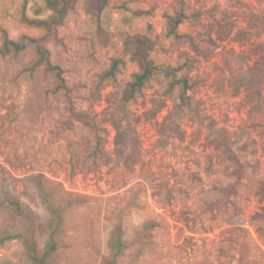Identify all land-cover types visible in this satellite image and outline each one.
<instances>
[{
    "label": "rangeland",
    "instance_id": "obj_1",
    "mask_svg": "<svg viewBox=\"0 0 264 264\" xmlns=\"http://www.w3.org/2000/svg\"><path fill=\"white\" fill-rule=\"evenodd\" d=\"M85 3L46 30L23 19L50 16L45 0H0V46L4 34L35 38L68 89L35 64V43L0 56V264H30L27 224L4 193L37 215L39 250L49 238L39 175L58 189L56 205L80 199L63 214L51 264H104L118 223L127 248L115 264H264V84L258 103L243 84L262 57L264 0H108L96 18ZM180 8L198 13L179 30L201 52L164 34V13ZM127 34L155 41V65H181L187 99L161 70L123 99L140 68L124 52ZM115 57L124 63L100 80ZM221 129L228 142L216 147Z\"/></svg>",
    "mask_w": 264,
    "mask_h": 264
},
{
    "label": "trees",
    "instance_id": "obj_2",
    "mask_svg": "<svg viewBox=\"0 0 264 264\" xmlns=\"http://www.w3.org/2000/svg\"><path fill=\"white\" fill-rule=\"evenodd\" d=\"M29 0H24L27 2ZM78 0H45L46 7L51 11V15L43 19H29L24 17V21L46 30L54 28L57 24L63 22L67 11L74 6ZM108 0H86L85 11L86 13L98 17L101 11L107 6ZM151 9L136 11V14L149 13ZM198 13L187 14L182 8L174 11L171 14L164 13V34L176 41H185L196 52H201L199 45L193 41L192 37L184 32H180L179 26L188 18H196ZM35 43L37 51V59L35 64H43L47 71L54 73L58 80L57 88L67 91V85L64 79V70L57 64H53L48 55V50L44 45L39 44L38 40L33 37L22 35L19 39L14 40L4 34L3 42L0 46V56H4L21 51L27 43ZM155 41L146 35L141 34H127L124 38V52L127 54L130 61L137 63L140 68L136 71L132 79L127 83L123 99H132L135 94L139 93L145 83L150 80L154 71L161 70L166 76L172 77V81L168 85V89H172L178 85L180 99L185 100L188 97V90L191 87L187 77L180 75L177 77V72L182 68L180 66H167L160 67L155 65L150 57L151 51L154 49ZM262 57L260 61L254 65L249 75L243 81L244 87L247 90V96L252 98L255 102H260L262 99L261 87L264 84V45L261 47ZM124 63L121 57H115L111 60L109 66L101 73L100 80L112 78L119 70V66ZM69 102L71 101L68 98ZM70 108L74 110L73 105ZM74 115L78 120L82 121L86 126L94 128L91 118L88 114L83 112H75ZM211 142L216 147H221L227 144V133L224 130H219L218 134L211 139ZM37 192L39 194L41 203L45 206L46 210L51 216L50 228L51 232L49 238L45 242L42 250H39L38 243L35 238L37 215L31 210L22 205L20 200L8 193L3 194V203L18 217L25 220L27 226L25 228L24 246L25 254L30 261V264H51L49 257L58 249V243L54 238L55 233L59 232L62 225L63 214L69 210L72 205L77 204L80 199L67 200L63 204H55L52 201V196L57 193L56 188L46 189L42 180V175L34 179ZM150 225L154 223H149ZM123 228L121 224H117L110 234V257L104 260V264H115L118 256L123 254L127 248V242L123 238ZM3 241V238L0 242Z\"/></svg>",
    "mask_w": 264,
    "mask_h": 264
}]
</instances>
